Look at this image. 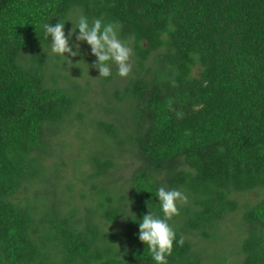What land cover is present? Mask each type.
Masks as SVG:
<instances>
[{
  "label": "trees",
  "instance_id": "16d2710c",
  "mask_svg": "<svg viewBox=\"0 0 264 264\" xmlns=\"http://www.w3.org/2000/svg\"><path fill=\"white\" fill-rule=\"evenodd\" d=\"M81 15L118 24L133 50L131 73L103 91L104 108L127 111L123 130L96 120L89 140L99 152L85 161L91 172L82 182L108 172L116 143H128L141 164L121 196L128 210L99 188L77 216L75 207L60 209L58 170L46 157L87 88L46 84L43 25L75 28ZM43 181L49 190L16 197ZM160 187L188 198L169 221L176 241L168 264H199L190 236L215 241L218 223L238 209L235 195L264 191V0H0V264H156L139 223L149 211L163 215ZM120 215L118 232L105 233L96 219L117 224ZM242 220L238 264H264V192L245 204Z\"/></svg>",
  "mask_w": 264,
  "mask_h": 264
},
{
  "label": "rangeland",
  "instance_id": "374dc122",
  "mask_svg": "<svg viewBox=\"0 0 264 264\" xmlns=\"http://www.w3.org/2000/svg\"><path fill=\"white\" fill-rule=\"evenodd\" d=\"M71 29L72 26L69 25L64 30L66 36ZM72 37L70 46L73 47V51H76L75 44L79 43L81 54L76 57L69 56L68 58L72 61L71 64L64 56L54 57L56 54L51 51L50 45L46 68L47 85H56L72 90L74 85H78L81 89L87 88V92L83 95L84 101L77 103L72 115L59 125L58 133L52 135L50 152L46 157V162L48 164L55 163L58 170L53 176L52 183L55 184L58 201L61 202L60 209L64 212L63 209L70 210L75 207L77 209L76 215L83 216L86 212L85 207L94 205L91 197L99 188H104L117 196L118 207L128 210L129 207L126 206V201L121 199V196L127 194L129 174L141 164L136 152L131 150L128 143L124 147H118L117 143L104 142L107 146L113 144V149L109 150L108 156H106L112 160L113 166L101 177L93 178L86 184L82 182V179L91 172L89 162L86 163L85 161L90 154L99 152V149L96 150V146L91 148L92 141L89 140L91 134L94 133L96 120L108 121L117 126L119 130H123L121 116L126 117L127 111L117 107L118 113L111 104H109L110 109L104 108L105 101L109 96L103 94V91L111 94L114 89L120 87L122 77L118 75L116 65L112 64L111 79L102 82L99 70L92 67L97 58L91 54L90 46L86 42L76 41V35ZM53 64L58 66L55 67ZM53 76L56 77L55 81H53ZM99 156L104 159L103 155L100 154ZM91 186L95 187L92 188ZM49 188L50 185L45 181L34 183L30 190L21 191L16 197L23 199L28 195H33V191H36L37 194L41 190H49ZM263 192L262 189H255L245 194L235 195L239 203L238 209L218 223L216 230L218 237L215 241H207L199 236H190L191 241L200 251L199 264H223L220 257L225 253L229 256L228 264L239 263L242 256L238 253L242 239L247 232V225L242 220L245 204H252L262 196ZM124 218L125 215H120L117 224L106 223L104 219L99 217L96 219L100 228L107 233L109 231L118 232L124 226ZM118 240L119 237H117Z\"/></svg>",
  "mask_w": 264,
  "mask_h": 264
},
{
  "label": "clouds",
  "instance_id": "9594fccd",
  "mask_svg": "<svg viewBox=\"0 0 264 264\" xmlns=\"http://www.w3.org/2000/svg\"><path fill=\"white\" fill-rule=\"evenodd\" d=\"M45 38L51 37V51L55 54L68 58L80 55V45L75 44L76 51L70 46L76 30V41L86 42L91 48V54L97 59L92 67L99 70L100 77L111 75V65L115 64L118 75L127 77L132 71L131 57L133 50L126 42L119 38V25L116 23L105 24L101 19H95L89 23L88 19L81 15L78 24L65 35V23L57 22L55 26L45 23L43 25ZM65 54H68L67 56ZM163 215L148 212L139 223V240L148 246L152 259L156 264H168L167 256L172 254L173 244L176 241V232L169 224V221L179 215V206L187 204V196L178 190H168L160 187L156 193ZM180 246L184 244L183 235L178 241Z\"/></svg>",
  "mask_w": 264,
  "mask_h": 264
}]
</instances>
